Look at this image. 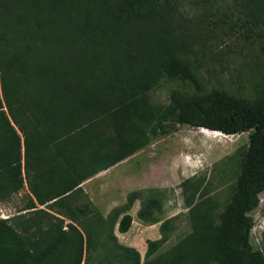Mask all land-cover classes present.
Masks as SVG:
<instances>
[{
    "label": "trees",
    "instance_id": "16d2710c",
    "mask_svg": "<svg viewBox=\"0 0 264 264\" xmlns=\"http://www.w3.org/2000/svg\"><path fill=\"white\" fill-rule=\"evenodd\" d=\"M167 1L0 0V201L21 190L25 197L0 217V264H81L98 220L127 232L141 194L137 217L159 221L158 188L131 190L105 217L81 184L176 123L223 134L252 129L229 198L215 213L208 197L193 196L196 182L183 179L190 231L154 254L171 228L162 220L142 261L134 246L119 244L121 259L264 264V228L255 248L249 215L264 190V39L263 69L248 95L207 89L154 20ZM160 80L175 84L166 105L151 100ZM112 228L107 236L118 244Z\"/></svg>",
    "mask_w": 264,
    "mask_h": 264
},
{
    "label": "rangeland",
    "instance_id": "374dc122",
    "mask_svg": "<svg viewBox=\"0 0 264 264\" xmlns=\"http://www.w3.org/2000/svg\"><path fill=\"white\" fill-rule=\"evenodd\" d=\"M259 5L255 7L250 0H168L162 4L154 20L161 21L167 39L196 70L197 78L205 88L221 87L248 95L263 69L260 46L264 39V21L259 19V15L264 13V0H260ZM173 86L174 82L160 80L150 92L151 100L166 105ZM169 128L168 133L159 134L148 144L149 151L139 156L147 160L145 164L155 178L167 177V187L150 185L143 188L160 190L162 209L154 214L160 219L156 225L166 219L171 222L167 240L154 254L166 253L191 229L180 185L183 179L190 178L196 182L198 189L194 194L190 192L196 199L208 197L215 213L222 209L229 198L239 161L252 131L223 134L179 123ZM115 174L112 171L109 178L112 180ZM110 190V187L104 190L105 200L113 194ZM24 201V191L16 192L10 199L0 201V212L10 216L23 206ZM122 204L94 205L102 216L109 217ZM101 211H105L104 214ZM249 215L251 241L255 248H260L264 228V190L259 195V204ZM131 217L130 228L125 233L118 232L117 223L112 228L111 219L107 222L98 220L99 235L89 251L83 252L81 264H130L121 259L119 244L134 246L142 261L146 240L160 237L161 231L157 226L144 227L146 221L137 217L135 211L131 212ZM111 228L118 244L107 236Z\"/></svg>",
    "mask_w": 264,
    "mask_h": 264
},
{
    "label": "crops",
    "instance_id": "0c3cea01",
    "mask_svg": "<svg viewBox=\"0 0 264 264\" xmlns=\"http://www.w3.org/2000/svg\"><path fill=\"white\" fill-rule=\"evenodd\" d=\"M148 144L130 154L129 157L117 161L114 164L96 172V174L86 178L85 181L82 182L81 187L92 200L93 204H121L126 200L130 190H140L150 185H154L158 188L167 187V177L164 178L163 176H161L159 178H155L153 174H151L149 166L145 164L147 160H143V157H139L142 155V152L149 151V147H147L149 146ZM146 169H148V172H145ZM112 171H115L116 174L112 176L111 180V178H109V175ZM116 175L117 177H115ZM122 182L125 183L121 187L120 183ZM116 183L118 187L116 186ZM123 186L125 187L123 188ZM108 187L111 188L110 191H113V194L111 193V197L105 200L104 190ZM140 203L141 197L136 198L131 204L128 213L131 215L132 211L136 212V210L139 208ZM104 212L105 211H103L102 214H104ZM157 222L158 221L152 223L145 222L143 226H157L158 228L160 223L156 225Z\"/></svg>",
    "mask_w": 264,
    "mask_h": 264
},
{
    "label": "built area",
    "instance_id": "2783aa9c",
    "mask_svg": "<svg viewBox=\"0 0 264 264\" xmlns=\"http://www.w3.org/2000/svg\"><path fill=\"white\" fill-rule=\"evenodd\" d=\"M0 217H6V215L3 212H0Z\"/></svg>",
    "mask_w": 264,
    "mask_h": 264
}]
</instances>
